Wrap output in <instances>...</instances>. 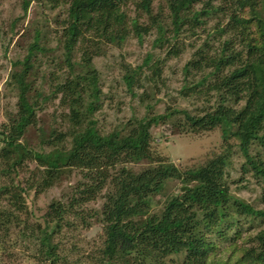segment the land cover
I'll return each mask as SVG.
<instances>
[{
    "label": "trees",
    "instance_id": "1",
    "mask_svg": "<svg viewBox=\"0 0 264 264\" xmlns=\"http://www.w3.org/2000/svg\"><path fill=\"white\" fill-rule=\"evenodd\" d=\"M129 1L36 3L37 9H63L57 28L62 61L50 55L44 23L34 28L24 56L12 61L5 86L15 102L0 122V253L11 258L14 245L32 246V257L41 264H83L60 253L61 239L97 222L102 243L89 264H264V209L230 192L228 179L236 146L241 169H254L264 201V160L258 151L250 153L254 144L264 149V0H166L165 18L163 9L153 11L152 0H134L143 20L130 15ZM209 20L215 23L202 28L207 31L203 44L192 45L178 90L181 97L200 101L201 108L167 106L155 113L147 103L144 115L109 130L99 127L95 115L104 93L93 59L130 36L141 41L152 30L153 44L177 57L183 51L178 38ZM150 56L123 66L126 92L141 102L153 97L150 82L158 88L164 84L161 66L142 75ZM42 61L53 65V74L44 75ZM55 101L62 114L54 111L45 119ZM165 123L173 135L218 128L223 149L181 169L154 145L152 127ZM75 174L78 178L69 182ZM173 179L186 189L170 193L151 211L152 195ZM58 187L57 197L30 208L29 192L37 198ZM99 197V210L89 207Z\"/></svg>",
    "mask_w": 264,
    "mask_h": 264
},
{
    "label": "rangeland",
    "instance_id": "2",
    "mask_svg": "<svg viewBox=\"0 0 264 264\" xmlns=\"http://www.w3.org/2000/svg\"><path fill=\"white\" fill-rule=\"evenodd\" d=\"M27 0H0V122L4 121L8 109H13L15 97L14 93L8 90L5 86L12 69V61L24 56L28 41L34 32V28L41 27L44 24L48 25L47 31L43 34L44 41L52 48L51 56H54L60 64V41L61 36L58 33V26L61 23L64 13L59 6H54L52 9L43 7L37 9L36 3L38 0H28L26 10L24 11L23 2ZM134 0L128 2V11L130 15L137 16L140 20L146 18L145 14L137 10ZM51 4V3H50ZM151 7L154 12L158 8L163 9L165 18L167 13L166 0H152ZM163 7V8H162ZM38 10V12H37ZM59 20V21H58ZM166 20V19H164ZM215 23L209 20L208 23L201 27H196L194 33L181 35L178 39L181 42L183 51L176 57L170 56L166 48L154 45L155 30H152L149 35H144L141 41L135 36H130L121 45H113L106 48V55L93 59V65L101 73V83L103 84V95L101 97V109L96 112L95 117L98 119V125L104 130H109L118 124H122L132 117H140L145 114L146 104L153 105L152 111L155 113L163 112L167 106L176 108H186L189 110L201 108V103L193 97H181L178 93L179 87L184 80L182 66L188 58L191 57L192 51L195 49L192 45H201L206 40L207 31L203 27L210 28ZM214 42L215 38L209 39ZM150 54L148 62L149 67L145 66L141 71L142 75H150L152 69L157 66L162 67V78L164 84L159 88L153 82L148 86V92L153 94L152 99L148 101V96L144 102H141L138 96H132L126 92L125 82L123 79L124 65L129 63L137 65L142 63L145 56ZM53 65L49 66L46 61H42L41 71L44 75L53 74ZM42 72L40 73V75ZM40 80L41 77H40ZM146 80L142 78L141 84H145ZM136 92H143V89L137 88ZM148 101V102H147ZM195 109V110H196ZM56 112L55 115L62 114L61 109L57 107V101L49 103L44 111L45 119L48 114ZM6 113V115H5ZM59 117V116H58ZM59 121V120H58ZM47 123L46 120L44 122ZM29 137L36 139L30 131ZM152 133L155 137V147L165 156L175 163L179 168L184 169L192 165L205 162L208 158L222 151L223 139L220 129L216 128L200 134H178L174 135L169 131V124H161L153 126ZM235 143L236 140H231ZM236 150L231 157V167L228 168L230 192L234 195L243 198L257 208L264 209V201L262 199V185L257 177L254 176V169L249 167L246 172L241 169L243 162L242 155ZM259 152V156L264 160V149L254 144L250 147V153ZM144 165V164H143ZM139 167V164H137ZM77 173V172H76ZM73 175V174H72ZM78 175L69 177V182H73ZM67 180L64 182L67 184ZM186 185H180L179 179H173L166 183L161 192L152 195L150 198L151 211L159 209L164 199L170 193H178L179 188L182 189ZM187 187V186H186ZM61 188V187H60ZM60 188H52L46 194L34 198L33 193L27 195V203L31 209L42 207L49 198L57 197L61 190ZM183 190V189H182ZM102 198L95 200L89 204V207L99 210ZM38 214L41 211L38 210ZM259 220L253 222V229L256 231ZM246 228V227H245ZM246 230V229H245ZM101 225L95 222L91 228L83 229L77 227L72 229L67 234L63 235L61 240L64 241V247L60 251L61 254L67 256V260L83 262L89 264L90 258L96 249L102 243ZM14 258H7L0 253V264H41L32 257L34 254L33 247L26 248L23 245H14ZM229 251L225 250L223 255H228ZM228 253V254H227ZM88 258L83 259L82 257ZM94 259H91V261ZM109 264V263H107Z\"/></svg>",
    "mask_w": 264,
    "mask_h": 264
},
{
    "label": "water",
    "instance_id": "3",
    "mask_svg": "<svg viewBox=\"0 0 264 264\" xmlns=\"http://www.w3.org/2000/svg\"><path fill=\"white\" fill-rule=\"evenodd\" d=\"M182 189L185 190L186 189V186H184Z\"/></svg>",
    "mask_w": 264,
    "mask_h": 264
}]
</instances>
